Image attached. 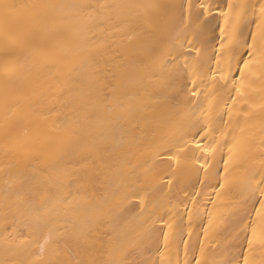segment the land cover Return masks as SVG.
I'll return each instance as SVG.
<instances>
[{
  "label": "bare ground",
  "instance_id": "bare-ground-1",
  "mask_svg": "<svg viewBox=\"0 0 264 264\" xmlns=\"http://www.w3.org/2000/svg\"><path fill=\"white\" fill-rule=\"evenodd\" d=\"M245 262L264 0H0V264Z\"/></svg>",
  "mask_w": 264,
  "mask_h": 264
},
{
  "label": "snow or ice",
  "instance_id": "snow-or-ice-1",
  "mask_svg": "<svg viewBox=\"0 0 264 264\" xmlns=\"http://www.w3.org/2000/svg\"><path fill=\"white\" fill-rule=\"evenodd\" d=\"M5 7H8V6L5 5ZM245 264H247V262H245Z\"/></svg>",
  "mask_w": 264,
  "mask_h": 264
}]
</instances>
